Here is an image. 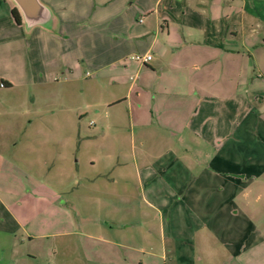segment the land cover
<instances>
[{
	"label": "crops",
	"instance_id": "obj_1",
	"mask_svg": "<svg viewBox=\"0 0 264 264\" xmlns=\"http://www.w3.org/2000/svg\"><path fill=\"white\" fill-rule=\"evenodd\" d=\"M41 1L60 35L36 29L28 39L4 0L0 45H26L32 72L56 60L73 70L83 63L128 84L116 102L129 106L133 165L119 162L112 178L107 165L97 196L124 200L111 207L124 219L142 217L141 225L85 224L77 215L62 232L69 239L58 245L59 264H87L90 240L123 250L101 264H256L250 254L264 243V0ZM14 85L0 75V91ZM123 118L116 110L107 128L119 132ZM136 199L142 210L127 207ZM22 205L0 196V264L26 262ZM24 230L28 244L48 235ZM210 251L228 259L212 261Z\"/></svg>",
	"mask_w": 264,
	"mask_h": 264
},
{
	"label": "rangeland",
	"instance_id": "obj_2",
	"mask_svg": "<svg viewBox=\"0 0 264 264\" xmlns=\"http://www.w3.org/2000/svg\"><path fill=\"white\" fill-rule=\"evenodd\" d=\"M7 14V6L0 0V19ZM27 50L22 43L0 45V75L15 83L13 88L0 91V152L5 150V155H0V196L12 204L18 199L23 203L19 218L28 232L48 234L28 244L27 232L21 228L19 236L27 242L22 248L25 264H59L55 254L58 245L69 239L62 232L73 222L75 225L77 215L75 219L85 224H142L140 215L124 219L111 212V207H123L124 200L97 196L103 184L97 181L98 175L107 165H113L108 168L111 178L117 174L119 162L126 160L133 165L129 106L123 100L116 102L125 97L129 86L113 84L111 71L95 72L83 63L73 70L56 60L32 72ZM116 110L124 117V128L115 133L107 127L114 123ZM10 138L19 142L15 151ZM130 202L127 207L142 210L137 199ZM87 242L92 246L86 251L87 264H101L103 257L123 253L110 244ZM210 254L212 261L228 259L227 253ZM250 255L252 262L264 264V243ZM247 258L244 254L240 261Z\"/></svg>",
	"mask_w": 264,
	"mask_h": 264
},
{
	"label": "water",
	"instance_id": "obj_3",
	"mask_svg": "<svg viewBox=\"0 0 264 264\" xmlns=\"http://www.w3.org/2000/svg\"><path fill=\"white\" fill-rule=\"evenodd\" d=\"M21 15V24L26 36L36 29H42L55 36L60 35L59 22L54 18L52 10L41 0H10Z\"/></svg>",
	"mask_w": 264,
	"mask_h": 264
},
{
	"label": "trees",
	"instance_id": "obj_4",
	"mask_svg": "<svg viewBox=\"0 0 264 264\" xmlns=\"http://www.w3.org/2000/svg\"><path fill=\"white\" fill-rule=\"evenodd\" d=\"M12 13H13V18L15 19V22L18 25H21V15H20L19 11L16 9V7H13Z\"/></svg>",
	"mask_w": 264,
	"mask_h": 264
},
{
	"label": "built area",
	"instance_id": "obj_5",
	"mask_svg": "<svg viewBox=\"0 0 264 264\" xmlns=\"http://www.w3.org/2000/svg\"><path fill=\"white\" fill-rule=\"evenodd\" d=\"M151 56L152 55H147V56H144V57H142V56H136L135 59L141 60L142 63H145V62L150 61L152 59Z\"/></svg>",
	"mask_w": 264,
	"mask_h": 264
}]
</instances>
